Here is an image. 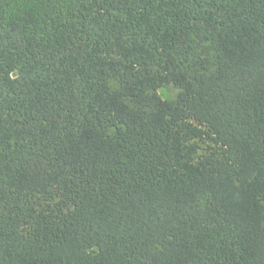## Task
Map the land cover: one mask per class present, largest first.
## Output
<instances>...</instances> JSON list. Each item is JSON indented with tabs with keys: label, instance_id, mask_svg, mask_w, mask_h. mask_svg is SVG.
Wrapping results in <instances>:
<instances>
[{
	"label": "trees",
	"instance_id": "trees-1",
	"mask_svg": "<svg viewBox=\"0 0 264 264\" xmlns=\"http://www.w3.org/2000/svg\"><path fill=\"white\" fill-rule=\"evenodd\" d=\"M0 264H264V0H0Z\"/></svg>",
	"mask_w": 264,
	"mask_h": 264
},
{
	"label": "rangeland",
	"instance_id": "rangeland-1",
	"mask_svg": "<svg viewBox=\"0 0 264 264\" xmlns=\"http://www.w3.org/2000/svg\"><path fill=\"white\" fill-rule=\"evenodd\" d=\"M159 95L162 99L172 100L176 95V90L172 88H162L159 90Z\"/></svg>",
	"mask_w": 264,
	"mask_h": 264
}]
</instances>
